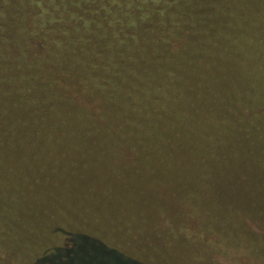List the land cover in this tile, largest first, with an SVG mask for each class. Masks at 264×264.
<instances>
[{
    "label": "trees",
    "instance_id": "obj_1",
    "mask_svg": "<svg viewBox=\"0 0 264 264\" xmlns=\"http://www.w3.org/2000/svg\"><path fill=\"white\" fill-rule=\"evenodd\" d=\"M263 58L264 0H0V101L21 141L102 136L137 162L177 158L201 181L226 168L221 183L232 170L259 186L249 196L262 212L264 95L217 99ZM27 220L0 196V264H154L61 224L30 240Z\"/></svg>",
    "mask_w": 264,
    "mask_h": 264
},
{
    "label": "rangeland",
    "instance_id": "obj_2",
    "mask_svg": "<svg viewBox=\"0 0 264 264\" xmlns=\"http://www.w3.org/2000/svg\"><path fill=\"white\" fill-rule=\"evenodd\" d=\"M238 70V84L220 90L217 101L238 93L247 103L255 91L264 95V58ZM2 108L0 101V196L27 217L20 232L26 238L47 239L50 226L61 224L100 235L109 246L148 263L264 264V212L250 198L262 191L257 186L252 192L244 175L230 170L235 178L221 183L225 168L202 181L196 173L186 178L185 163L177 158L153 152L137 162L129 145L102 136L21 141ZM16 119L12 113L10 120ZM197 157L209 161L211 151L197 149ZM223 164L228 167L225 159ZM252 173L254 185L257 172ZM164 182L192 191L179 194Z\"/></svg>",
    "mask_w": 264,
    "mask_h": 264
}]
</instances>
